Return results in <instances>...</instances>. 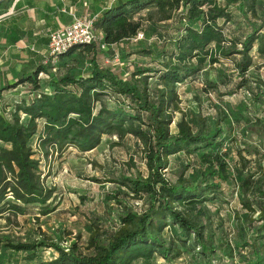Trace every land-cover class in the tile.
<instances>
[{
    "label": "trees",
    "instance_id": "obj_1",
    "mask_svg": "<svg viewBox=\"0 0 264 264\" xmlns=\"http://www.w3.org/2000/svg\"><path fill=\"white\" fill-rule=\"evenodd\" d=\"M143 10L147 12L140 16ZM143 21L155 29L161 23V29L170 31L167 36L159 33L162 43L156 50L140 51L158 56L156 67H137L121 78L98 65L96 44L79 45L58 58L74 50L83 53L89 62L85 75L52 73L48 62L32 54L19 78L0 86V219L9 222L55 212L56 191L46 186L48 175L42 171L41 160L52 154L61 159L68 150L83 157L101 144L103 136L117 135L133 139L141 153L146 178L129 179L127 186L143 196L145 207L122 218L123 223L136 221L132 230L111 234L107 229L103 240L100 234L94 235L91 243L101 255L71 249L61 255L60 262L120 264L130 248L140 246L168 262L184 253L189 264H264V120L252 126L248 120L231 123L227 121L230 113L223 108L209 121L181 119L175 133L169 128L173 114L180 110L181 85L199 81L205 93L211 90L219 100L247 87L253 52L264 59V0H116L109 7L104 5L93 19V31L108 52L134 38ZM16 32L14 27H0L6 46L16 42ZM225 61L231 62L235 75L221 78L216 71L218 79H205L206 67ZM40 74L49 78V92L42 90ZM20 86L28 88L26 95L6 96ZM260 86H264L261 80L251 100L264 113ZM243 122L257 136L256 143L235 148L233 131ZM233 150L238 157L242 154V161L255 160V176H243L232 158ZM171 166L178 168L175 179L169 177ZM191 171L199 174V182L184 178ZM234 175L241 179L240 197L237 209L225 212L234 242L222 243L210 211L217 208L213 210L218 217L219 207L224 211L232 203L222 189ZM179 206H185L186 212ZM245 212L258 215L252 219ZM41 239L7 241L0 244V252L22 253L23 264H42V249H60L47 243L44 235Z\"/></svg>",
    "mask_w": 264,
    "mask_h": 264
},
{
    "label": "rangeland",
    "instance_id": "obj_2",
    "mask_svg": "<svg viewBox=\"0 0 264 264\" xmlns=\"http://www.w3.org/2000/svg\"><path fill=\"white\" fill-rule=\"evenodd\" d=\"M157 27L159 29L152 28L148 21H143L141 31H139L142 38L138 42H133L130 39L112 47L108 52L100 51L96 56L98 65L103 69H109L121 78H127L129 73L137 67H156L155 61L159 59L158 56L155 54L145 56L140 51L143 49L156 50L160 46L162 39L159 36L167 28L161 29L164 27L161 23H158ZM165 33L164 36H167L170 31ZM253 57L254 63L248 73L247 87L237 91L234 96H223L219 100L211 90H208L209 93H205L199 81L181 85L178 89L180 110L173 114V122L169 127L170 132H176L175 124L181 119L189 122L191 119L202 117L209 121L223 108L230 113L227 121L231 123L233 119L248 120L250 126L263 122V107L254 106L251 93H258L260 80L264 82V59L259 58L255 52H253ZM45 62H48V65L52 67V73L55 71L70 72L76 77L85 75L89 69L88 58L78 50L72 51L65 58L54 60L46 58ZM216 71H219L220 77L224 78L234 74L231 62L225 61L213 68L206 67L205 79L211 81L218 79ZM38 78L41 81L42 90L49 92V78L46 75H38ZM233 80L236 82L237 78L234 77ZM260 87L264 92V86ZM219 90L225 91L223 87H220ZM27 92L26 86H20L6 93V96L11 97L16 93L23 96ZM244 123L236 131H233L235 138L233 146L235 148L237 145L254 146L256 143L257 136L249 132L246 127L247 124ZM226 124L227 122L222 124L225 129L227 128ZM234 125L236 126V124ZM232 154L234 161L239 163L238 169L244 171L243 176L256 175L255 160L253 162L248 161L250 159L247 157L248 160L243 158L242 161L240 159L241 153L239 157L235 151ZM243 155L244 157L247 156ZM41 166L44 175H48L45 180L46 186L56 191L59 204L57 210L46 217L35 218L30 215L24 218H11L9 222L1 218L0 244L3 245L7 241L13 244L32 243L41 241L42 235H44L49 239L46 241L47 243H53L60 250L42 249L40 251L42 264H72L59 261L61 255L71 249H76L84 254L101 255L100 251L95 252V247L91 243L95 234H100L103 240L106 239L104 231L107 233V229L110 230L111 234H115L123 229L130 231L135 227V220L128 223H123L122 220L128 213L135 215L145 207L143 196L127 186L129 179L146 178L144 161L133 139L120 138L117 135H105L102 137L101 144L90 154L80 157L72 150H68L61 159L57 158L56 154L50 155L47 159H42ZM177 169L171 166V173H169L171 179L178 176ZM192 172L185 173L184 178L190 179L195 184L199 182L200 177L198 173ZM240 180L234 175V179L229 177L224 184L222 191L227 201L232 203L222 208L225 209L224 211L219 207L220 216L217 217L214 214V210L217 208L213 207L214 210L210 211L215 222L214 225H219L216 228V234L222 243L234 242L231 235L232 230L229 227L231 223L227 220L228 217L225 218V212L230 214L233 208L237 209L241 190ZM179 207L186 212L185 206ZM244 214L246 217L249 215L252 219L258 215L251 212ZM165 235L164 233L160 238L165 237ZM22 256V253L14 254L11 251L1 249L0 264H23ZM120 264L189 263L184 253L168 262L155 254L149 247L135 246L127 251Z\"/></svg>",
    "mask_w": 264,
    "mask_h": 264
},
{
    "label": "crops",
    "instance_id": "obj_3",
    "mask_svg": "<svg viewBox=\"0 0 264 264\" xmlns=\"http://www.w3.org/2000/svg\"><path fill=\"white\" fill-rule=\"evenodd\" d=\"M116 0H4L0 3V27L16 30V42L5 45L0 36V86L15 81L21 70L38 55L45 63L48 34L70 21V15L96 18L104 5ZM147 10L140 12L144 16ZM3 25V22H5ZM42 75V74H41ZM16 95H18L16 93ZM72 152H75L72 150ZM93 152V151H92ZM89 152L87 154H90ZM76 153V152H75ZM85 154V155H87ZM84 155V156H85Z\"/></svg>",
    "mask_w": 264,
    "mask_h": 264
},
{
    "label": "built area",
    "instance_id": "obj_4",
    "mask_svg": "<svg viewBox=\"0 0 264 264\" xmlns=\"http://www.w3.org/2000/svg\"><path fill=\"white\" fill-rule=\"evenodd\" d=\"M138 33L133 42L141 39ZM96 44L99 51H107V46L101 42L100 36L93 31V19L70 15V21L48 34L47 59L54 60L67 52L70 48L79 45ZM41 75V74H40ZM200 86H202L200 84ZM36 150V148H34Z\"/></svg>",
    "mask_w": 264,
    "mask_h": 264
},
{
    "label": "water",
    "instance_id": "obj_5",
    "mask_svg": "<svg viewBox=\"0 0 264 264\" xmlns=\"http://www.w3.org/2000/svg\"><path fill=\"white\" fill-rule=\"evenodd\" d=\"M2 1H4V0H0V3H1Z\"/></svg>",
    "mask_w": 264,
    "mask_h": 264
}]
</instances>
